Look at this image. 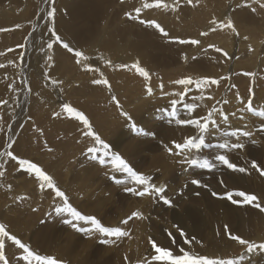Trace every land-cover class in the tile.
<instances>
[{"label": "rangeland", "instance_id": "obj_1", "mask_svg": "<svg viewBox=\"0 0 264 264\" xmlns=\"http://www.w3.org/2000/svg\"><path fill=\"white\" fill-rule=\"evenodd\" d=\"M102 1L103 4H112L117 0ZM200 1L201 3L196 5L201 7H211L215 4L224 7L226 3L230 4L232 13L240 3L239 0H236L235 3H230L229 0ZM74 2L75 0H67L61 3L60 0H55L53 4V0H0V6L4 7L3 11L5 12H3L5 15L0 16V23L4 22L0 28L8 29V31L0 32V52L5 53L0 56V64L5 65L0 68V100L6 101L10 95L11 98L15 96L14 100L7 101L9 103L6 105H0V151L4 150L6 143L15 141L12 149L14 154L37 162L48 174L54 176L57 185L67 194L69 202L75 208L83 214L96 216L105 226L121 227L130 235L119 239L112 238V242L104 244L100 242L104 237L98 233L88 236L63 224L62 218L56 216L54 212V207L61 202L54 199V194L50 190L41 191L34 178H32L31 182H34L30 187L29 176L19 172L13 161L5 164V175L0 177V185H2L0 186V223L5 224L11 234L16 235L22 242L30 244L31 248L39 254L53 256L62 261V264H100L102 262L145 264L146 261H151V257L154 255L149 238L154 239L158 245L169 248L175 254H180V249L184 248L195 254L205 255L204 250L201 252V248L209 247L223 251L222 254L208 256L210 258L238 257L242 254L244 247L232 254L229 253L228 242L230 239L223 232V226L227 224L231 232L236 234L229 214L230 209L234 206L229 208L232 205L230 202L213 197L211 193L215 191L223 194L231 190L232 187L230 178L223 173L226 166L215 161L214 157L217 154H225L232 163L235 162L234 149L221 150L218 145L225 141L234 143L235 140V137L226 136L224 133L233 130L232 121L235 110L233 92L236 88L235 84L233 85V80L241 75V71L246 66L245 45L243 44L238 49L239 35H236L233 42V51H230L228 46L229 41H232L231 35H235L231 31L221 44L214 42L215 32H210L206 37L200 36L202 31H208V29L205 30L206 26L202 23L211 18L207 11V14L202 16L201 22L193 27L200 37L201 45L197 47L175 42V47L182 48L179 54H174L177 58L172 60L169 65L163 66L165 63L162 62L161 65L154 68L156 71L152 72V78L159 82L157 83L155 80V83L153 80L155 84H159L157 89L163 88L166 92V97H168H165L166 102L170 101V96L174 95H177L173 97L177 101L180 93L184 91V86L174 83L177 79L192 77L195 80L211 77L220 80L219 85L203 89L204 99H199L201 90H198L194 85L189 86V90L192 91L191 98L197 105L196 108L205 110L200 117L206 115L213 106L223 111L227 116V122L219 115L214 117L217 120V126L214 129H209L205 136V146L199 150H193L191 153V158L208 159L214 165L211 169H205L199 166H190L185 162L183 155H169L165 147L172 146H164L161 150L157 149L159 143L164 144L173 132L174 121L172 125L159 123L165 118H168L169 121V113L172 111L170 104V107L169 105L157 107L158 110L156 108L155 111L158 114L157 118L150 120L148 127L146 124L143 125L138 110L139 101L136 98L135 87L136 85L141 88V77H136L134 70L119 68L117 62L110 67L109 72H106L103 69V64L97 63V60L93 59V53H96L105 56L109 61L111 50L116 47L108 44V49L105 48L106 38L104 35L88 43L83 39L88 38V0L83 2L82 18L79 17L73 22L76 29L75 36L69 30L67 32L70 34L59 28L64 27L63 17L72 23L73 19L70 13ZM248 3L257 9L255 13L260 12L263 16V19L257 20L255 28L257 30L264 29V9H260L259 4L253 3L252 0H248ZM45 4L48 7L43 10L42 5ZM185 5L184 0H181L180 8ZM6 6L9 9L13 7L8 10ZM52 7L56 10L55 16L49 19L47 11ZM246 10L251 11V8L246 7ZM191 20L194 21V18ZM16 25L20 27L17 28ZM181 25L185 28L189 25V21L183 19ZM234 25L240 33L239 25L237 23ZM124 26L128 27V24L124 23ZM50 27L54 28L61 39L69 43L70 46L71 42L68 37L77 42L81 39L84 44L83 49L88 50L91 55L89 64L93 68L99 66L96 68L99 71H82L81 67L75 63L74 56L55 43L54 37L49 32ZM154 31L160 42L164 40L165 37H162L156 30ZM95 37L96 32L92 33L89 39ZM49 43L53 44L52 49H48L46 44ZM20 44H24L25 47H17ZM209 44L226 51L229 54L228 57L217 53L214 48H208ZM76 46L81 50L78 45ZM8 49H12V51H8ZM169 50L174 52L175 49L169 47ZM143 52H139V58ZM164 52L167 55L165 50ZM19 53H23L22 58ZM198 53H201V57L193 59L194 55ZM49 56L52 57L51 60L48 59ZM115 57V55L112 56V58ZM140 61L142 62L141 58ZM121 64L131 65L132 63L122 61ZM46 73L49 76L48 79L44 78ZM131 73L134 78L131 76L126 78L128 82H132L130 86L127 89L120 88L121 78L123 79L126 74L130 75ZM101 74L103 75L101 76ZM38 76L43 77L42 81ZM221 77L223 79H220ZM100 78L107 79L111 87L91 83L93 79ZM52 80L62 83L53 85ZM25 82H27V87ZM34 82L48 83L49 89L52 91L51 94L54 96L50 100H40L36 93L38 86ZM9 84L12 85V89H9ZM155 93H158L157 90ZM247 94L250 93L247 92ZM113 96L116 97L118 105L112 100ZM157 97L161 98L159 95ZM164 99L161 98L160 101ZM185 100L180 99V104L184 102L187 104ZM149 101V105L141 104L147 113H151L150 107H155L160 103V101ZM65 103L82 111L89 118L93 130L104 142L109 144L113 154L121 155L136 172L150 177L151 184L157 187L164 186L166 191L162 195L171 201V205L163 204L157 196L138 197L127 192L126 188L140 191L143 186L134 184L127 174L117 171L110 163H105L102 166L98 160L91 159L87 149L99 146L95 145L91 137L83 135L86 129L79 130L77 123H72L68 118L65 120L66 123L60 124V118L65 114L61 106ZM164 110L166 112H163ZM121 112L127 113V116L121 115ZM54 113H59V115L54 116ZM121 116L128 118L126 124L118 122V118ZM151 123L155 124L154 127ZM9 125L15 126L11 132L9 130L12 127L9 128ZM21 125L23 127H20ZM132 125H135V128L140 131H133ZM147 129H150L149 132ZM196 134L197 132L193 135ZM193 135L182 134L176 142L182 143L185 137ZM106 136L114 138L116 143L111 144ZM81 138H84L83 141ZM238 141L243 143V138L239 137ZM140 142L150 143L155 148L141 147ZM131 147L130 154L132 153L133 156L127 155V150ZM49 148L51 151L48 150ZM125 149L127 150L125 151ZM64 154H66L65 157L62 156ZM238 154L241 158V166H243V162L254 159L264 167V157L259 153H256L254 157L250 156L243 147L238 149ZM113 176L123 182L115 183L112 179ZM259 178L264 179L253 170L249 184L246 185L250 193H254L258 197H260L261 188L264 187V180L259 184L255 183ZM194 179L198 180L199 184H193L191 181ZM221 181H223V185ZM8 185L12 186L10 191ZM13 194L26 196L27 199L16 202ZM260 199L264 202L261 197ZM216 200L220 202L219 207H215L213 204ZM34 208L37 210L33 211ZM133 211H139L141 218H133L127 225L121 224V221L130 216ZM226 212H228L227 215H224ZM246 217L248 228L244 235L249 238L252 230L256 228L257 222L264 221V213L262 215L248 213ZM174 225L184 230L188 239L195 237L201 243L185 245V237L180 236ZM217 230L221 233L219 236L216 234ZM169 233H172L171 237H169ZM239 236L243 235L239 234ZM95 248L97 254H91V250ZM115 252H119L116 253L118 257L115 256ZM5 254L9 264H24L19 261V256L22 253L9 241H6ZM99 255H102L106 260H97ZM250 263L245 258V264ZM152 264H163V262H152ZM258 264H264V259H259Z\"/></svg>", "mask_w": 264, "mask_h": 264}, {"label": "bare ground", "instance_id": "obj_2", "mask_svg": "<svg viewBox=\"0 0 264 264\" xmlns=\"http://www.w3.org/2000/svg\"><path fill=\"white\" fill-rule=\"evenodd\" d=\"M65 1H67V0H60L61 3L65 2ZM84 1L85 0H75L74 4L72 6L71 13H70L73 21L71 23L69 20H67L63 17L64 27H59L61 30L66 31V32H67V30H69V32L73 36L76 35V29L73 26V22L83 15V13H84L83 2ZM235 1L236 0H229L230 3H235ZM102 2H103L102 0H88V38H83V39L87 40L86 42L88 43V42L98 38L99 36L104 35L106 38V42L104 43V47L107 48L108 44L116 47L115 49L111 50V54L109 56V57H111V58H109L110 59L109 61H111L110 65L104 63L105 61L108 60L105 56L93 53V59L97 60V63H102L103 69L106 72L110 71V67L112 65H114V63L117 62V63H119L118 65H120V63L122 61L123 62H130V63H134L136 61H139L140 65L149 71L150 79L146 81V80H144V78L141 77V79H142L141 88H138L135 85V87H136V98L139 101L138 110L140 112L142 124L143 125L146 124L148 127V122H150V120H152V119L155 120V117L157 118L158 114H156L157 112L155 113L156 108L157 107L159 108L160 106L162 107L163 105H169V104L171 105V102L173 100H175V99H173V97L177 96V95L170 96V98H169L170 101L166 102V98H168V97H166V92L163 88H161L160 90L157 89L159 84H155L156 79L152 78V76H153L152 72H153V70L156 71L154 68H156L158 65H161L162 62L165 63L163 66L169 65L172 60L177 58V56H175L174 54H177V53L179 54L180 51L182 50V48L181 47H175L174 46L175 42H170L168 38H164V40H162L160 42L157 39V34L154 31V29H152L150 27H146L144 25H141L138 21L129 20L125 17V12H133L134 13V9L136 7H140L142 5V3L144 2V0H117L112 4H108V3L103 4ZM148 2H151V0H148ZM166 2H171V0H166ZM239 2H240L239 4H243L244 0H239ZM199 3H201L200 0L198 3H197V0H193L194 6L186 4L183 8H179L176 12H172L170 10L165 11L163 9H147V10H144L142 12L141 18L142 19H155V20L157 19L156 21L159 22L162 25V27L165 28L166 31H168L170 37H173V38L180 37L182 39L186 37L189 39H199L200 40V37L198 36L197 32L193 29V27L201 22L202 16L207 14V11H209V13H210L209 15L211 16V18L205 22H202L203 25L206 26L205 30L209 29V27L211 26L209 24V22L213 17H215L218 20H225L226 18H231L233 20L234 24L237 23L239 25V28H240L239 38H240V40L238 42V49L243 44L245 45L244 56H245V65L246 66L241 71V75L239 77H236L233 80V85L235 84L234 86H236V88L233 92L235 110L233 113L234 118L232 121V129L234 130V129L240 128L243 130L250 131L251 136L242 137L243 138V144H244V147H245L247 153L253 157L255 156L256 153H259L260 155H262L264 157V137H263L264 136V116L260 115L261 112H264V29L257 30L255 28V23L257 22V20L259 18L263 19V16L261 15L260 12L254 13L252 11H247L246 7H243V6H241L239 8H237V6H236V10L232 13V11H231L232 5L227 4V3L225 4L224 7H220L217 4H215L211 7H207V6L201 7V6L196 5ZM222 3H224V2L222 1ZM46 7H48V5H46V4L42 5L43 10H45ZM6 8H7V6H6ZM3 9H4V7L1 8V6H0V16L5 15V14H3V12H4ZM7 9L10 10L9 8H7ZM18 12H20V11H18ZM196 12H200V13L197 14ZM34 13H36V12H34ZM180 14H182V15H180ZM17 16L20 17L19 15H17ZM30 16L32 18V15H30ZM23 17H25V15H23ZM193 18H194V21L191 20ZM183 19H186L189 21V25L185 28L182 27V25H181ZM18 20H20V19H18ZM32 22H33V20H32ZM57 22L59 23L60 20L58 19ZM3 23H0V25ZM124 23H127L128 27H125ZM35 26H34V28H35ZM1 27H2V25H1ZM36 28H37V26H36ZM31 30H32V28H31ZM230 31L231 30H228V29L215 31L216 37L214 38V42L219 43V44L223 43ZM69 32H67V33H69ZM95 32H96V37L93 39H89L90 35L92 33H95ZM224 32H226V33H224ZM38 35H39V33H38ZM245 36L248 38L245 39L244 38ZM235 37H236V35H231L232 41H229V43H228L230 51H233V47H234L233 42L235 40ZM68 40L71 42V46L74 49L82 51L86 56H88L90 58L91 55H89L88 50L83 49L84 44H83V42H81L82 41L81 39L79 40L81 43H78L79 41L77 42L76 40L69 38V37H68ZM76 45H78V47H80L81 50L78 49ZM200 45H198L197 47H199ZM249 46H251V49H252L251 51L249 50ZM169 47H173V49H175L174 52L169 50ZM164 50L166 51L167 55H165ZM39 51H40V49H39ZM141 51H144L140 55L142 62L140 61V58L138 57V54ZM113 55H115L116 57L112 58ZM40 56H42V55H40ZM194 57H195V59H199L201 57V53L194 55ZM88 63H90L89 59H88ZM95 67L98 68L99 66H95ZM157 71H159V70H157ZM246 72L253 73L254 75L245 76L244 73H246ZM135 75H136V77H139L136 73H135ZM130 76L133 77L132 73L130 75L126 74L125 78H123V79L121 78L120 88L127 89L130 86V84L132 82H128L126 80V78H129ZM38 78L41 81L43 79V77H40V76H38ZM153 80L155 83L153 82ZM46 81H44V82H46ZM34 83H36L35 85L38 86V88L37 89L35 88V89L37 90V92H36L37 97L40 100H50L54 96L51 94L52 91H50V89H49L50 86L48 83H40V82H39V84L37 82H34ZM157 83H159V82L157 81ZM148 87H150L152 89L151 94H149L147 91ZM249 89H252L251 99H252L253 111H251V112L245 108V105H246L248 98L250 96V94H247V92H249ZM156 90L158 93H155ZM191 92L192 91L189 90L187 92L186 96H184V98L182 99L183 101L186 99L185 101H187V104H189V103L195 104L194 100L191 98ZM153 93H155V94H153ZM6 95H9V94L6 93ZM128 95L130 96V93H128ZM156 95L161 96V98H163V99L165 97L166 98L164 100L160 101L161 98L159 97L160 98L159 99ZM238 96H239V99L237 98ZM13 97H15V96H13ZM13 97L11 98V95H10V98L8 97V100H6V101L10 102V101L14 100ZM58 98L60 99V97H58ZM180 99H181L180 97H179V99H177V105H176L177 118H180V119L199 118L204 113L205 110H198L197 108H195V110L193 111L191 116H189V114L187 113L186 109L183 106V105H185L184 103H186V102L183 103V101H182L183 104H180ZM149 100L160 101V103L157 106L150 107L149 110L151 113H147L146 111H144L142 106H141V104L149 105L150 104ZM9 102H7V103H9ZM170 105H169V107H170ZM158 108H157V110H158ZM168 109H167V111H168ZM160 112L162 113V111H160ZM163 112H166V110H164ZM167 113H169V112H167ZM66 118L70 119V121L72 123H77V125H78L77 128L79 130L83 128L82 124H80L75 119L69 118L67 116V114L62 115V117L60 118V124L66 123V121H65ZM127 119H128L127 117L121 116L118 118V122H120L121 124H126ZM158 120H160V119H158ZM173 121H174V126H173L174 128H173V132H172L171 136L166 140V142L164 144L159 143V146L157 148L158 150H161L162 147H164V146H172L171 142L176 141L178 139V137L182 134H189V135L192 134L193 135L197 132V130L194 129L192 126L177 125L175 123V120L172 119L170 116H169V121H168V118H165V120H162L159 123L172 125ZM151 124L154 127L155 124H153V123H151ZM11 127L12 128L9 130L10 132L13 131L15 126L13 125ZM149 130L150 129H147L148 132H149ZM10 132H9V135H10ZM22 132L24 133V131H22ZM106 138H107V140H109V142L111 144L116 143V140L114 138H110L109 136H106ZM81 139L83 141L84 138H81ZM238 140H239V137H235L234 143L239 142ZM141 144H142L141 147H146L149 149L155 148V146H153L150 143H147V144L141 143ZM165 149H166V147H165ZM126 150L127 149H125V151ZM131 150H132V147L127 150L128 151L127 155L133 156L132 153L130 154ZM234 151H235V162L234 163L237 164L238 166H241V163H240L241 158L238 154V149H234ZM62 152H63V150H62ZM65 155L66 154H64L62 156L65 157ZM54 158H55V156H54ZM68 160H71V159H68ZM250 162L251 161L243 162L242 163L243 166H241V167L249 168V172L247 174L239 173V172H233L227 168L223 170L224 175L227 176L228 178H230V180H231V183H232L231 190L232 189L233 190H243V191L250 193V190L246 186L247 184H249L250 176L253 172V170L250 168ZM52 177L54 178V176H52ZM29 179H30V187H31V183H33L34 181L31 182L32 177H29ZM54 180H55V178H54ZM263 180H264L263 178H259L255 183L259 184ZM55 181L57 183V180H55ZM65 184H66V182H65ZM60 185L62 187V183ZM14 192L16 193L17 190ZM67 192H68V190H67ZM15 195L13 194V197H16ZM260 197L264 201V187L261 188ZM70 199H72V198L70 197ZM213 204L215 207H219L220 202L216 200V202L214 201ZM232 206H234V207L230 209L229 214H230V219H231V222H232V225L234 227V231H235L236 235H239V234L243 235L242 238L249 239L251 241H256V242L264 241V221L257 222L256 228H254L252 230L249 238H247L244 235L247 231V228H248V219L246 217V214L257 213L258 215H262L263 213H260L258 209H255L251 206L231 205V206H229V208ZM227 213L228 212H226L224 215H227ZM228 244H229V253H231V254L233 252L241 250L243 247V246L236 244L234 241H231V240H229ZM202 251L207 256H212L215 254H222L223 253L222 249H213V248H209V247H202L201 252ZM132 252H134V251H132ZM244 252H245V249L243 250L242 253H244ZM259 252L260 251L257 250L255 253H253L251 255H245V258L248 259L249 262H251V263L254 262L255 264H258L259 259H264V253L260 252V255H258ZM116 253H119V252H115V256L118 257L116 255ZM89 254H88V258H89ZM91 254H97V249L96 248L92 249ZM96 259L101 260V261L106 260L104 257H102V255H99ZM100 264H109V263L108 262H102ZM112 264H113V262H112Z\"/></svg>", "mask_w": 264, "mask_h": 264}, {"label": "snow or ice", "instance_id": "obj_3", "mask_svg": "<svg viewBox=\"0 0 264 264\" xmlns=\"http://www.w3.org/2000/svg\"><path fill=\"white\" fill-rule=\"evenodd\" d=\"M55 0H53L54 4ZM187 5H193V0H184ZM199 0H197V3ZM253 3L259 4L260 9H264V2L262 0H252ZM249 7L251 8L252 12H256L257 9L252 7L248 0H244L243 4H237V8L239 7ZM181 7V0H171V2H166V0H144L140 7H136L133 12H125V17L129 20L138 21L141 25L146 27H150L156 30L162 37L168 38L170 42H176L181 45H192L198 46L201 44V40L199 39H180V38H173L169 36L168 31L165 30L162 25L157 22L155 19H142L141 14L144 10L147 9H163L165 11H172L176 12ZM55 8L52 7L50 10L47 11V17L49 19L54 18L55 16ZM209 24L211 25L208 31H202L200 36L206 37L209 35L210 32H215L217 30H224L228 29L235 35H239L234 22L231 18H226L225 20H218L213 17ZM19 28V25H16ZM8 31V29L0 28V32ZM49 32L51 36L54 37L55 43L62 46L68 53H71L75 58V63L81 67L82 71L85 72H96L99 71L96 68H93L88 61L89 57L86 56L82 51L74 49L69 43L64 42L61 37L56 33L54 28H49ZM247 39L248 37H244ZM17 47L24 48V44H20ZM48 49L53 48V44H47ZM208 48H214L217 53H221L224 57H228V53L223 49L216 47L215 45L209 44ZM249 50L251 51V46H249ZM8 51H12V49H8ZM5 55V53L0 52V56ZM19 56L22 58L23 53H19ZM49 60L52 59L51 56L48 57ZM195 59V57H193ZM11 63V61H9ZM106 64H111V61H105ZM5 67V65L0 64V68ZM119 68L126 69V70H134V72L144 78V80L150 79V73L146 68L140 65L139 61L132 63L131 65L128 64H121L118 65ZM103 74H101L102 76ZM245 76H252L253 73H244ZM45 79H48L49 76L46 73ZM220 79H223L221 77ZM51 83L53 85H58L62 83L58 80H52ZM93 85H103L105 87L110 88L109 81L105 78L100 79H93L91 81ZM176 85L184 86V91L180 93L181 100L189 91V86H195L198 90H201V96L199 99H204L203 96V89L207 87H211L212 85H219L220 80L211 77H203L199 79H193L192 77H185L182 79H177L174 81ZM25 86L27 87V82H25ZM9 89H12V85H8ZM161 87H163L161 85ZM149 94H151L152 89L150 87L147 88ZM250 96L248 101L245 105V108L248 111H253L252 106V99L251 93L252 89H249ZM239 99V96L237 97ZM211 99V97H208ZM112 100L117 103L118 101L115 96L112 97ZM7 101L0 100V105H6ZM176 105L177 101L173 100L171 102L172 111L169 113V116L175 120V123L180 126H192L194 129L197 130V134L193 136H188L183 139V142H176L172 141V147H166V151L169 155H183L185 157V162L188 163L190 166H199L200 168L211 169L214 165L208 159L198 160L195 158H191V153L193 150H199L203 146H205V136L208 133L210 128H216L217 120L214 118L216 115H219L225 122H227V116L224 114L223 111L219 110L215 106H213L206 115L199 117V118H188V119H180L177 118L176 112ZM62 111L67 114L69 118L75 119L79 121L80 124L83 125V128L86 131L83 132L85 137H91L95 145L99 147L93 146L87 149V152L91 155V159L98 160L100 165H104L105 163H110L114 169L119 172L127 174V176L132 180V182L136 185L143 186L142 190L137 191L134 188H126L125 190L129 193H132L134 196L143 197L146 195L157 196L165 205H171V201L162 195L166 189L164 186H155L154 184L150 183V177H147L143 174L136 172L129 163L122 158L119 154H113L109 147V144L104 142L102 138L95 133L93 127L90 123L89 118L80 110H77L75 107L65 103L62 106ZM197 107L196 104L189 103L185 104L184 108L186 109L189 116L193 113L195 108ZM54 116L59 115V113H54ZM121 115L127 116V113L121 112ZM261 116H264V112L260 113ZM20 127H23L21 125ZM11 128V125H9ZM133 131H140L135 128V125H132ZM148 134V133H143ZM224 135L230 137H249L251 136V132L247 130H243L240 128L234 129L230 132H225ZM15 141L6 143L4 146V150L0 151V177L5 175V164L9 161L15 162V167L21 173H26L29 177L34 178L38 182L39 189L41 191L50 190L52 194H54V199H58L61 203L54 207L55 215L62 218V223L69 226L73 230L78 233H84L88 236H91L93 233H98L104 239H101V243L108 244L112 242V238H122L128 237L130 234L128 231L124 230L121 227H110L105 226L102 224L101 220L98 219L94 215H86L75 208L70 202L69 197L67 194L57 185L54 178L48 174L37 162L25 157H21L14 154L13 146ZM244 147L243 143L235 142L229 143L225 141L218 145V148L221 150H230V149H242ZM51 151V149H48ZM7 159H4V158ZM215 161L219 162L220 164L226 166L227 169L233 172L245 173L249 172V168L238 166L235 163H232L228 156L225 154H217L214 157ZM250 168L255 170L261 177H264V167H262L256 160H252L250 162ZM115 183L119 184L123 181L116 179L115 176L112 177ZM193 184H199L198 180H192ZM223 185V181H221ZM2 186V185H0ZM226 187V186H225ZM12 188L11 185H8V190L10 191ZM213 197L226 200L230 202L232 205L236 206H251L255 209H258L259 212L264 213V202L261 201L260 197H258L254 193H249L243 190H229L224 192L223 194L217 193L213 191L211 193ZM16 202L22 201L27 199L26 196H16ZM37 209H33L36 211ZM133 218H141V213L139 211H133L130 216L125 218L121 221V224L127 225L130 220ZM86 225V226H85ZM177 231L180 233L181 237H185L184 244L191 245V244H200L201 241L197 240L195 237L188 239L186 237V233L184 230L180 229L179 226L174 225ZM223 232L228 236L231 241H234L236 244L243 246L245 252L240 254L236 258H210L205 255L195 254L184 248L180 249V254H175L169 248L160 246L157 242L149 238V244L154 252V255L151 257V261H146L145 264H152V262H163V264H245V255H251L255 253L257 250L264 252V241L256 242L251 241L249 239L242 238L239 235L233 234L227 224L223 226ZM218 236L221 234L219 230L216 233ZM172 236V233H169V237ZM6 241L11 242L12 245L15 246L17 250H19L22 254L19 256V261L24 262V264H62V261L59 259L50 256V255H41L35 250H33L30 244L22 242L16 235L11 234L5 224L0 223V264H9V260L6 258L5 254V245ZM175 243V240H173Z\"/></svg>", "mask_w": 264, "mask_h": 264}]
</instances>
